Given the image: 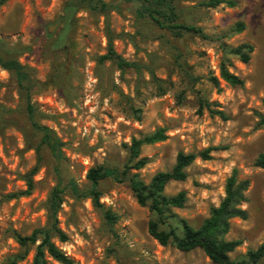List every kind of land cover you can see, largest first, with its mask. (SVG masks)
I'll use <instances>...</instances> for the list:
<instances>
[{
	"label": "rangeland",
	"instance_id": "374dc122",
	"mask_svg": "<svg viewBox=\"0 0 264 264\" xmlns=\"http://www.w3.org/2000/svg\"><path fill=\"white\" fill-rule=\"evenodd\" d=\"M71 1L74 7L67 10ZM85 1L0 5V56L15 58L28 70L36 118L62 143L59 162L39 147L40 135L26 118L14 76L0 67V264L13 259L32 264L38 241L25 250L14 235L47 226V199L58 181L64 189L58 227L67 241L52 240L69 264H214L201 249L182 252L153 239L148 233L153 214L137 202L128 180L107 177L98 184L100 203L117 217L111 227L89 197L68 188L73 181L87 191L86 174L95 166L121 172L131 139L157 129L166 139L142 146L139 157L147 163L130 170L145 184L157 172L169 171L178 152L210 149L208 160L197 157L185 169L184 181L164 188L166 196L180 191L186 196L183 207L171 209L173 226L185 220L198 228L223 198L233 170L249 181L241 206L247 217L231 219L225 235L241 241L230 259H242L264 238V170L253 165L264 152V126H257L264 116V0H231L233 6L217 7L178 0L179 22L200 28L202 35L176 34L139 20L133 0H103L109 5L104 13ZM238 22L244 25L240 32ZM109 34L114 51L134 66L121 69L102 59ZM242 43L253 46L247 63L230 54ZM223 59L241 85L220 78ZM203 101L225 117L211 113ZM36 165L26 194V179Z\"/></svg>",
	"mask_w": 264,
	"mask_h": 264
},
{
	"label": "trees",
	"instance_id": "16d2710c",
	"mask_svg": "<svg viewBox=\"0 0 264 264\" xmlns=\"http://www.w3.org/2000/svg\"><path fill=\"white\" fill-rule=\"evenodd\" d=\"M7 1L0 0V5ZM133 1L137 4L135 15L139 20H146L158 26L160 29L164 28L176 34L190 32L202 35L200 28L179 22L178 0ZM85 2L89 7L100 10L102 13L106 12L109 8V5L103 0H87ZM221 4L233 6L234 2L231 0H203L199 3V5L205 7H217ZM73 7L74 3L71 1L67 4L66 8L70 10ZM243 28V23H236L235 31L240 32ZM252 52L253 46L249 43L239 44L230 50V54L236 56L243 63L249 61ZM102 59L114 61L121 69L134 66V63L125 61L114 51L110 34L108 37L107 54ZM228 66V59H223L219 66L220 78L231 86L241 85L242 80L230 72ZM0 67L14 76L19 93L24 102L26 118L31 128L40 135L39 147L45 146L53 158L59 162L62 159V143L52 129L40 124L36 118L37 111L31 101L34 82L29 77L28 70L12 57L3 58L0 56ZM213 82L217 84L215 79H213ZM262 103L264 105V98ZM201 105L210 109V106L205 101L201 102ZM210 112L222 118L225 117L221 110L210 109ZM137 118L139 117L137 116ZM257 126H264V116H259ZM165 139L166 134L163 129H157L139 138H132L130 144L126 145L128 162L124 165L121 172L117 169L106 168L102 165L95 166L90 168L86 174V178L90 184L89 189L87 191H81L73 181H70L68 184L70 192L75 196L89 197L92 204L101 212L106 224L111 227L116 222L117 217L100 203V193L97 189L98 184L107 177L114 178L118 181L128 180L137 202L142 206H148L150 212L153 214V218L148 225V233L160 245L166 246L172 244L182 252L201 249L214 264H262L261 261L264 258V238L256 249L248 250L242 259L231 260L229 256L241 244V241L238 239H225V235L230 227V220L233 218L246 219L247 217L245 209L241 206L246 201L245 192L248 189L249 181L247 179H238L236 170H233L225 181L223 198L217 206L210 207L208 217L204 219L198 228H193L185 220H179L176 226L169 223V219L174 217L171 214V209L183 207L186 196L183 191L173 196H166L163 193L165 186L170 181H184L186 179L185 169L197 157L202 160H208L210 158L209 148L201 151L197 155L178 152L172 168L169 171L157 172L148 184L139 180L136 174L130 175V170L141 169L147 163L145 157H139L141 147ZM253 165L264 170V152L257 155ZM36 171L37 165L31 169L26 179V194L33 187L32 175ZM63 190L61 182L58 181L49 193L46 204L48 213L46 227L35 229L28 236H22L18 233L14 235L16 242L25 250L29 246L35 245L38 241L35 245L32 264H49L47 257L61 264L71 263L70 258L52 240L53 237H57L60 242L67 241L66 235L58 227L57 220V213L62 203ZM14 261L15 259L7 264H14Z\"/></svg>",
	"mask_w": 264,
	"mask_h": 264
}]
</instances>
